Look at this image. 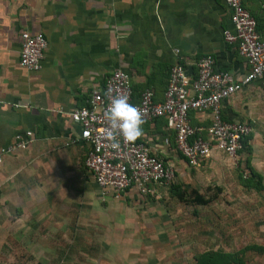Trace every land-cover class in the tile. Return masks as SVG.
Returning a JSON list of instances; mask_svg holds the SVG:
<instances>
[{
  "label": "crops",
  "instance_id": "crops-1",
  "mask_svg": "<svg viewBox=\"0 0 264 264\" xmlns=\"http://www.w3.org/2000/svg\"><path fill=\"white\" fill-rule=\"evenodd\" d=\"M243 5L264 41V0ZM228 27L223 0H0V148L16 135L33 133L25 150L0 165V229L13 208L33 203L32 181L43 160L54 157L62 167L82 162L85 192L92 188L83 169L89 147L70 113L85 105L111 71L129 75L136 101L147 88L162 100L170 67L181 62L194 73L205 55L215 58L217 69L242 77L246 62L222 39ZM22 31L41 33L47 41L39 71L18 64ZM222 109L225 118L248 122L254 139L257 112L264 113V77L227 99ZM207 120V115L191 117L202 126ZM143 130L137 140L148 137L152 151L173 167L177 154L164 120L146 123ZM167 193L168 187H160L155 197L128 193L116 200L102 198L99 190L108 227L100 239L107 242L90 253L87 264H180L158 244L167 234L156 231L162 211L153 201Z\"/></svg>",
  "mask_w": 264,
  "mask_h": 264
},
{
  "label": "rangeland",
  "instance_id": "rangeland-1",
  "mask_svg": "<svg viewBox=\"0 0 264 264\" xmlns=\"http://www.w3.org/2000/svg\"><path fill=\"white\" fill-rule=\"evenodd\" d=\"M257 114V135H250L248 151L241 155L256 176L250 182L240 177L236 161L222 153L214 152L197 169L175 157L171 183L186 197L179 201L167 193L153 201L162 211L156 231L167 234L159 248L172 261L175 254L180 264L203 259L212 264L205 258L218 253L227 256V264H264V113ZM72 167L60 166L54 157L38 165L33 203L13 208L1 222L0 264H87L105 241L100 239L108 227L99 190L90 181L86 193L82 162ZM193 191L210 202L192 203Z\"/></svg>",
  "mask_w": 264,
  "mask_h": 264
},
{
  "label": "built area",
  "instance_id": "built-area-1",
  "mask_svg": "<svg viewBox=\"0 0 264 264\" xmlns=\"http://www.w3.org/2000/svg\"><path fill=\"white\" fill-rule=\"evenodd\" d=\"M223 3L229 27L222 30V39L246 62L247 71L242 77L217 69L215 58L205 55L196 61L194 73H188L181 62L170 67L162 100H155L153 91L147 88L136 101L129 75L115 69L102 87L91 90L84 106L70 113L89 147L83 159L84 174L95 182L102 198L118 200L128 193L141 198L155 197L160 187L171 184L174 172L171 165L152 151L148 137L130 144L121 139L119 148L105 138L103 112L109 104V94L128 96L129 102L141 111L144 124L163 119L166 130L172 134L175 153L188 167H201L214 152L226 155L238 165L242 140L251 135L252 128L248 122L225 118L222 107L227 99L264 77V41L243 0H223ZM46 47L41 33L22 31L19 66L28 72L39 71ZM198 114L208 116L207 125L192 124L191 117ZM32 142L31 131L16 135L11 143L0 148V165L5 157L25 150ZM240 173L243 179L248 178L245 171Z\"/></svg>",
  "mask_w": 264,
  "mask_h": 264
},
{
  "label": "clouds",
  "instance_id": "clouds-1",
  "mask_svg": "<svg viewBox=\"0 0 264 264\" xmlns=\"http://www.w3.org/2000/svg\"><path fill=\"white\" fill-rule=\"evenodd\" d=\"M103 119L106 122L103 134L113 147L119 148L121 139L125 144H130L143 135V115L126 95L109 94V104L103 112Z\"/></svg>",
  "mask_w": 264,
  "mask_h": 264
},
{
  "label": "trees",
  "instance_id": "trees-1",
  "mask_svg": "<svg viewBox=\"0 0 264 264\" xmlns=\"http://www.w3.org/2000/svg\"><path fill=\"white\" fill-rule=\"evenodd\" d=\"M250 137L251 136L246 137L242 140V148L238 151V154H237L238 167L240 169V172L245 171L248 174V178L246 179L247 182H250L251 180H253L256 177L255 174L253 173L252 169L250 168V166L246 163L247 158L242 159V157H241L242 153L248 151V141H249ZM240 177H241V173H240ZM168 193H170V195L172 197H175L179 201H184V198L186 197L185 193L180 190V186L175 184V183H171L168 186ZM190 199H191V202L196 204V205H207L210 202L209 199H204L195 191L192 192V196L190 197ZM207 256L208 257H206L205 260H207L208 262L212 260L213 261V262H211L212 264H227L228 263L225 261V259L227 258V256H225V255H221L218 253H211V254H208ZM203 261H204V259H203ZM203 261L200 264H204L205 262H203Z\"/></svg>",
  "mask_w": 264,
  "mask_h": 264
},
{
  "label": "water",
  "instance_id": "water-1",
  "mask_svg": "<svg viewBox=\"0 0 264 264\" xmlns=\"http://www.w3.org/2000/svg\"><path fill=\"white\" fill-rule=\"evenodd\" d=\"M190 70H191V69L189 68V69H188V73H190Z\"/></svg>",
  "mask_w": 264,
  "mask_h": 264
}]
</instances>
